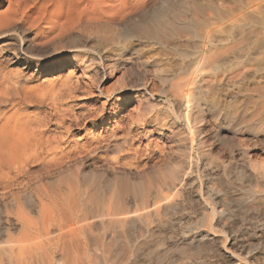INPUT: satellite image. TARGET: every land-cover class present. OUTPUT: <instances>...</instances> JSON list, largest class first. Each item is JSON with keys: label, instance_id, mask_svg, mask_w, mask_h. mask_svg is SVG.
Masks as SVG:
<instances>
[{"label": "bare ground", "instance_id": "6f19581e", "mask_svg": "<svg viewBox=\"0 0 264 264\" xmlns=\"http://www.w3.org/2000/svg\"><path fill=\"white\" fill-rule=\"evenodd\" d=\"M257 2L248 6L254 10ZM104 4L0 0V44L14 45L6 53L0 49V264H264V156L254 158L246 148L250 138L262 143L264 137L241 135L235 144L241 153L231 146L225 155L199 141L201 166L187 163L185 154L133 171L84 157L85 148L62 153L51 136L41 109L57 94L55 86L37 83L25 71L81 54L85 24L114 20L121 12ZM208 5L179 0L140 21L137 30L159 39L196 31L208 20ZM41 23L50 31L31 36ZM51 44L73 52L59 57ZM240 119L249 130H262L264 103ZM220 132L212 139L222 141ZM197 171L206 179L199 182ZM228 172L234 177L224 186ZM214 175L218 187L207 178ZM241 175L249 191L244 186L248 192L234 196L229 191L237 190ZM174 210L184 222H173ZM209 252L218 260L205 259Z\"/></svg>", "mask_w": 264, "mask_h": 264}, {"label": "rangeland", "instance_id": "374dc122", "mask_svg": "<svg viewBox=\"0 0 264 264\" xmlns=\"http://www.w3.org/2000/svg\"><path fill=\"white\" fill-rule=\"evenodd\" d=\"M103 1L105 7L111 3L117 11L127 9L126 14L119 12L104 23H86V48L79 50L81 54L73 53L55 66L34 65L25 71L37 83L55 86L57 94L47 100L41 115L62 153L85 148L84 157H97L99 164L117 161V167L133 171L185 154L187 163L201 166L199 141L208 145L207 150L219 149L225 155L231 146L241 153L235 146L241 135L264 137V128L249 130L239 124L243 113L264 103V0H258L254 10L248 5L256 0H199L210 3L208 20L196 31L181 30L164 39L141 33L137 25L167 12L179 0ZM43 31H50L47 23L31 36ZM13 46L1 43L0 49L6 53ZM50 46L60 51L59 57L73 52L62 51L61 44ZM189 125L195 131L193 143ZM216 131H221L222 141L212 139ZM254 141L250 138L246 145L249 155L263 157L264 141ZM241 159L238 165L244 162ZM195 175L199 182L206 179L200 171ZM224 175L229 179L225 186L234 176ZM207 178L218 187L216 175ZM246 182L245 176H238L237 190L229 193L239 196L249 191ZM172 212L178 214H173L178 216L173 222H184L178 219L182 213ZM204 258L218 260L213 252Z\"/></svg>", "mask_w": 264, "mask_h": 264}]
</instances>
